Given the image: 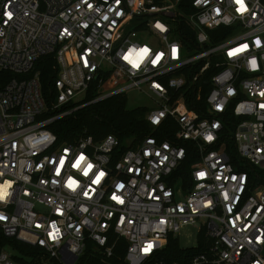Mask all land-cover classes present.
I'll use <instances>...</instances> for the list:
<instances>
[{
  "label": "built area",
  "instance_id": "obj_1",
  "mask_svg": "<svg viewBox=\"0 0 264 264\" xmlns=\"http://www.w3.org/2000/svg\"><path fill=\"white\" fill-rule=\"evenodd\" d=\"M180 2L0 0V73L8 74L0 78V184L12 182L0 201L4 236L60 264H74L88 240L110 256L120 239L126 264H264V0H244L243 13L235 0H190L189 13ZM218 28L226 32L212 43L209 31ZM129 47L149 49L137 68L123 59ZM42 56L54 60L50 106L32 72ZM93 85V101L130 89L154 98L147 122L175 127L174 140L190 147L153 134L124 149L113 134L58 142L49 126ZM85 163L93 165L87 174ZM184 225H198L207 245L185 263L168 261L162 251ZM0 264L18 263L1 249Z\"/></svg>",
  "mask_w": 264,
  "mask_h": 264
},
{
  "label": "trees",
  "instance_id": "obj_2",
  "mask_svg": "<svg viewBox=\"0 0 264 264\" xmlns=\"http://www.w3.org/2000/svg\"><path fill=\"white\" fill-rule=\"evenodd\" d=\"M179 8L186 13L191 12L190 0H181ZM225 32L223 28L209 31L211 42H219L223 39ZM190 34L189 49L193 50L197 45L193 39V31ZM212 71L211 69L207 70L203 77L206 80V84L203 86V93L209 88L207 78ZM32 72L39 73L41 91L45 103L50 106L54 96L52 85L53 58L51 56L40 57L35 63ZM7 75V73H0V78L3 79ZM97 96L98 93L93 85L80 100L68 106L69 108L75 107L72 112L57 119L49 126L50 130L57 136L58 142H71L86 135H90L95 141H98L107 134H113L118 138L120 148L124 149L144 136L153 134L161 140L168 139L172 143L180 144L185 148L190 147L189 143L176 142L174 140L173 132L175 127H170V129L164 126L152 128L145 118L146 107L127 108L125 93L113 94L93 101ZM188 107L194 108L190 103ZM229 157L233 163H237V158L233 151H229ZM195 159L194 155L187 156L183 162L184 170H187ZM206 245L207 241L202 232L197 236L196 245L187 248L181 247L176 239L170 237L162 251V255L168 261L179 260L185 263L190 256L203 251ZM5 246L14 250V253H10V255L18 264H42L47 260L60 264L56 260L48 258L40 247L25 243L14 237H6L0 232V248L3 249ZM125 246L124 240H118L112 249V254L105 257L101 251L97 250L94 243L88 240L83 253L79 255L74 264H126L124 262Z\"/></svg>",
  "mask_w": 264,
  "mask_h": 264
},
{
  "label": "rangeland",
  "instance_id": "obj_3",
  "mask_svg": "<svg viewBox=\"0 0 264 264\" xmlns=\"http://www.w3.org/2000/svg\"><path fill=\"white\" fill-rule=\"evenodd\" d=\"M130 29L131 27L128 26ZM139 40H142L139 38ZM144 42L149 44L148 39H144ZM126 94V106L129 109L136 107H146L149 109L155 108L157 106L154 98L150 97L146 93L137 89H130L125 92ZM80 96V95H79ZM198 233V225H184L178 232V243L181 247H193L196 244ZM3 251L7 253H14V250L10 247L5 246ZM42 264H55L50 260L44 261Z\"/></svg>",
  "mask_w": 264,
  "mask_h": 264
},
{
  "label": "snow or ice",
  "instance_id": "obj_4",
  "mask_svg": "<svg viewBox=\"0 0 264 264\" xmlns=\"http://www.w3.org/2000/svg\"><path fill=\"white\" fill-rule=\"evenodd\" d=\"M235 2L239 5V7L237 8V11H238V12L243 13L244 11L247 10V9H246V6H245V3H244V0H235ZM116 3L119 4V3H120V0H116ZM89 7H91V5H89ZM5 15H7L9 19H11V17H12V13H11V12H6ZM117 15H120V13H117ZM105 19H107V17H105ZM157 27H158V28H161L162 26L158 24ZM256 43H257V45H259L261 42H260L259 40H257ZM247 47H248L247 44H242V45H240V47H238V48L231 49V50L228 52V55H229V56H233L234 54L243 51V50L246 49ZM176 53H177V50H176L175 47H173V48H172V55L175 56ZM162 55H163L162 53L157 54V55H156V58L152 60V63L155 65V64L157 63V61L161 58ZM253 65H255V61H253ZM135 67L137 68V67H139V65H136ZM156 87H159V85H156ZM261 95H264V93H261ZM261 107L264 108V105H261ZM161 115H163V114H161ZM154 122H156V121L154 120ZM65 151L67 152L68 150L65 149ZM157 155H159V153H157ZM83 157H84L83 154H81V156H80L79 158H77V159H82ZM64 162H65V161H64L63 158H60V159H59V165H60V166H63V165H64ZM74 165H75V164H74ZM60 166L56 167V174H57L58 176H59L60 173H61V167H60ZM90 169H91V168H90ZM90 169H89V170H90ZM104 175H105V173H104L103 171H100L98 174L95 175V178L92 180V183H93V184H97V183H99L100 180H101V178H102ZM197 175L200 176V177H203V176L205 175V173H204V172H199V173H197ZM69 179H71V178H69ZM233 179H236V178L234 177ZM117 187H118V188H122L123 185H117ZM84 195H85V196H88L89 193H88L87 191H85V192H84ZM112 199L115 200V201H117V202H121V203H122V200H121L120 196L116 195L115 193H113ZM58 211H59V210H58ZM53 228H54L55 231H57V232L59 231L58 229H55V225H53ZM49 235H52V234L50 233ZM152 247H153L152 243H151V242H148V243L146 244V246L144 247L143 251L147 253Z\"/></svg>",
  "mask_w": 264,
  "mask_h": 264
},
{
  "label": "clouds",
  "instance_id": "obj_5",
  "mask_svg": "<svg viewBox=\"0 0 264 264\" xmlns=\"http://www.w3.org/2000/svg\"><path fill=\"white\" fill-rule=\"evenodd\" d=\"M149 54V49L147 47H129L123 54V59L128 62L132 66V68H136V65H140L141 62L145 59L146 56ZM255 66V65H254ZM206 139L212 140L213 137L211 135L207 136ZM85 160V157L82 159H77L75 161V165L73 167L80 166L81 162ZM93 165L91 163H85L82 172L87 174L89 169L92 168ZM11 181L5 180L2 184H0V201H4V199L9 195V188L11 187ZM76 180L68 179L67 186L70 189H75L76 187Z\"/></svg>",
  "mask_w": 264,
  "mask_h": 264
},
{
  "label": "water",
  "instance_id": "obj_6",
  "mask_svg": "<svg viewBox=\"0 0 264 264\" xmlns=\"http://www.w3.org/2000/svg\"><path fill=\"white\" fill-rule=\"evenodd\" d=\"M0 252H1V248H0ZM74 259H75V257L73 259H71L67 264H72Z\"/></svg>",
  "mask_w": 264,
  "mask_h": 264
}]
</instances>
